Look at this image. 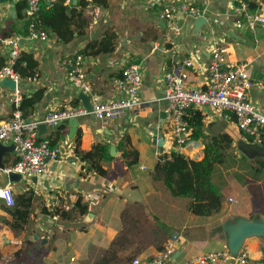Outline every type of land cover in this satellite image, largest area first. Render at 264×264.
<instances>
[{
	"label": "crops",
	"instance_id": "0c3cea01",
	"mask_svg": "<svg viewBox=\"0 0 264 264\" xmlns=\"http://www.w3.org/2000/svg\"><path fill=\"white\" fill-rule=\"evenodd\" d=\"M18 1L0 4V38L18 39L20 53L31 54L38 63L34 80L21 79L17 83L21 100L40 94L26 120L39 121L49 113L82 106L78 99L80 91L68 82L62 61L102 39L107 31L116 35L114 51L83 56L86 81L91 89L87 95L99 96L102 101L120 99L122 93L115 82L121 78V70L130 64L140 67L137 109L106 122L91 115L80 117L74 129L68 123H61L38 135L39 139L54 142L61 149V155L50 163L43 176H23L11 182L4 170L10 169L17 160L14 148L2 157L5 169H0V189L11 188L14 205L9 206L0 198V264H94L122 229L121 213L126 206L137 203L150 208L168 198L172 206L183 202L186 211L190 203V199L172 197L160 180L153 179L158 158L173 151L166 119L164 74L182 68L186 70L190 87L204 89L208 83L210 44L213 38H218L229 61L248 64L253 82L250 101L264 115V29L256 27L251 31L246 26H235L237 16L233 7L241 0H153L154 7L148 6L149 0H104L102 5H97V22L93 26L90 25L93 9L83 8L82 19L87 25L79 28L74 25L73 38L68 43L61 42L49 31L48 41H30L26 37V22L16 17ZM182 1L201 8L208 26L195 32L194 18L182 17V24L177 21L180 34L169 45L164 38L161 8ZM245 1L251 12L264 15V0ZM44 2L48 4L47 0ZM63 4L69 7L67 12L79 5L75 0ZM0 58L7 63L8 48L0 49ZM186 59H191L194 67H184ZM13 94L14 91L0 87V122L12 117ZM198 111L205 135L225 134L232 141L223 163L216 165L212 173V183L222 196L221 208L208 217L186 211L181 235H176L180 241L169 264H185L194 256L239 245L237 251H246L250 259L264 260V235L261 232L244 234L252 224L264 230V143H256L239 131L232 116L224 120L209 108ZM125 137L129 139L127 147L138 153L137 163L131 167L123 160L119 147ZM155 137L161 141L160 147L154 143ZM197 140L200 150L194 149L197 155L190 160L199 161L203 157L202 140ZM96 144H106L111 156L110 161L101 164L106 171L104 176L86 172L85 164L74 152L76 147L88 152ZM111 148L115 150L114 155ZM192 152L189 149L184 154ZM26 193L31 196V207L22 228L14 230L10 226L14 222L13 213L21 208L16 198ZM79 198L88 208L84 215L72 213L73 204ZM63 212H70V217L62 219ZM158 247L163 246H157L150 255L139 256L151 257L159 251Z\"/></svg>",
	"mask_w": 264,
	"mask_h": 264
},
{
	"label": "built area",
	"instance_id": "2783aa9c",
	"mask_svg": "<svg viewBox=\"0 0 264 264\" xmlns=\"http://www.w3.org/2000/svg\"><path fill=\"white\" fill-rule=\"evenodd\" d=\"M46 0H26L23 11L26 22V37L30 41H48L49 33L37 25V14L40 4ZM70 0H47L48 5ZM84 3L85 7L93 9L90 25L97 22L99 8L93 0H75ZM153 0L148 1V6L154 7ZM203 10L186 1L171 2L161 8V19L164 22V38L169 45H173L180 34L176 15L181 13L183 18H198L203 16ZM237 16L235 26L247 27L254 30L256 27L264 29V15L253 13L248 1L241 0L233 7ZM8 48V60L0 68V82L9 79L16 83L21 81L19 75L14 72L13 66L20 56L18 39L0 38V49ZM209 62L206 67L208 83L204 89L189 86L186 70L177 69L164 74V99L167 101L166 119L172 139L173 151L185 158L196 157L194 149L201 147L197 139L191 137V128L188 122L190 110L209 108L212 113L224 120L232 116L236 127L244 135L251 137L256 143H264V115L261 114L250 101V89L253 82L248 74L247 63H232L226 58L221 41L213 38L209 49ZM62 64L66 70L68 82L78 91L89 94L91 89L86 81L84 69V57L79 54L66 56ZM184 67H194L191 59L183 61ZM35 77L28 80H34ZM116 87L122 93L120 99L102 101L99 96L90 97L92 111L89 112L82 106L68 108L47 114L43 119L34 122H26L18 110L21 98L17 87L10 102L15 109L12 117L7 121L0 122V142L11 144L16 155V162L10 169L4 171L23 176H43L49 169L50 163L57 161L61 155L58 146H50L46 140L38 141V127L41 124L47 128H54L72 118L87 117L90 114L101 122L115 120L128 111L135 110L140 106L139 92L141 87L140 67L130 64L121 70V78L116 80ZM192 151L184 154V151ZM0 198L12 206L14 205L12 190L9 186L0 189ZM229 201H232L229 199ZM179 237L173 236L168 239L161 250L151 257H135L131 264H169L176 252ZM264 264V260H252L246 251L240 250L233 257L227 249L202 254L190 258L185 264Z\"/></svg>",
	"mask_w": 264,
	"mask_h": 264
},
{
	"label": "trees",
	"instance_id": "16d2710c",
	"mask_svg": "<svg viewBox=\"0 0 264 264\" xmlns=\"http://www.w3.org/2000/svg\"><path fill=\"white\" fill-rule=\"evenodd\" d=\"M93 3L102 5L104 0H93ZM78 4L75 7L76 9L67 12L62 1H58L51 6H48L46 2H42L37 14V25L45 31L55 33L61 42L68 43L73 38L74 31L71 28L74 25L77 28L81 25H87V22L82 19V10L85 4ZM25 7L26 0H19L16 3L17 19H24L23 11ZM77 33V35H80L79 31ZM115 41L116 35L107 31L102 39L89 43L79 53L85 57L108 54L114 51ZM3 66L4 60L0 58V68ZM37 67L38 63L33 56L22 52L16 60L13 70L21 79H30L36 76ZM39 98L40 94L37 93L30 99L24 98L20 101L18 110L24 119L32 113L34 104ZM188 115L191 137L201 139L203 143L202 159L199 161L190 160L179 153L171 151L169 155H162L158 158L153 170V179L160 180L172 197L190 199L187 210L192 215L208 217L216 214L221 208L222 196L219 189L212 183V173L216 165L223 163L232 141L225 134L205 135L202 116L198 110H190ZM38 141H43V139L38 138ZM78 141L79 136L76 138V144H78ZM128 143L129 139L125 137L119 147L123 160L128 167H131L137 163L138 153L131 147H127ZM49 144L54 146V142H49ZM74 152L80 161L85 164L84 169L86 172H94L99 176L106 174L101 165L102 162L111 160L106 144H96L88 152H82L76 147ZM16 201L21 208L13 213L14 222L10 226L14 230L22 228L31 207V196L26 193L18 196ZM138 205L134 203L122 211V229L108 248L102 251L94 264H131L135 257L142 254V248L140 246L134 247L136 244H134L128 232V219L135 212V207ZM87 211V206L81 204L80 198L73 204V214L84 215ZM70 215V212L60 213L62 219L69 218ZM155 219L157 220V218ZM158 249L161 250L162 247H158Z\"/></svg>",
	"mask_w": 264,
	"mask_h": 264
},
{
	"label": "rangeland",
	"instance_id": "374dc122",
	"mask_svg": "<svg viewBox=\"0 0 264 264\" xmlns=\"http://www.w3.org/2000/svg\"><path fill=\"white\" fill-rule=\"evenodd\" d=\"M171 206L170 200L166 198L165 202H156L150 208L142 204L135 207V212L128 219V232L136 244L134 247L140 246L143 254L150 255L172 236L181 235L186 220V207L183 202Z\"/></svg>",
	"mask_w": 264,
	"mask_h": 264
},
{
	"label": "water",
	"instance_id": "95a60500",
	"mask_svg": "<svg viewBox=\"0 0 264 264\" xmlns=\"http://www.w3.org/2000/svg\"><path fill=\"white\" fill-rule=\"evenodd\" d=\"M7 0H0V4L5 2ZM69 7L67 6L66 9H68ZM15 13L14 10H12L11 12V15L13 16V14ZM178 17L180 18V20H177ZM182 14L181 13H177L176 15V20L178 21L179 25L182 24ZM208 20L206 17L204 16H201V17H198V18H195L193 21H192V27L194 29L195 32H198L199 29L203 26H208ZM51 38H54V34H51L50 35ZM0 87L1 88H6V89H10L11 91H15L17 85L14 81L12 80H9V79H5L3 81L0 82ZM78 99L81 101V104H82V107L85 108L87 111L91 112L92 111V106H91V103H90V97L89 95L87 94H84L82 92L79 93L78 95ZM92 116V114H90ZM26 122H30L28 119L26 120ZM63 123H68L73 129L76 128L78 126V119L76 118H72V119H68L67 121L63 122ZM47 127L46 125L44 124H41L39 127H38V135H42L45 133ZM154 143L156 145H158L159 147L161 146V141L157 140V137L154 138ZM8 150H13V147H7L5 146L3 143L0 142V169L1 170H4L5 169V166L4 164L2 163V157L4 155V153H6ZM115 153V150L113 148H111V154L114 155ZM8 177H9V180L11 182H16V181H19L21 176L16 174V173H9L8 174ZM257 222V221H255ZM254 226H256L255 224H252L251 226V229L250 230H247L244 234L245 235H250V234H253V233H257V232H261L262 235H264V230H258L256 229ZM238 242L240 240V238L237 239ZM240 245L236 248H232V249H227L230 254L233 256V257H236L239 253V251H237L239 249Z\"/></svg>",
	"mask_w": 264,
	"mask_h": 264
}]
</instances>
